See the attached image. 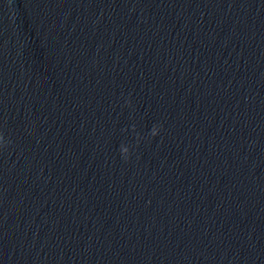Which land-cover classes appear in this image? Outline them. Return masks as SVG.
Returning a JSON list of instances; mask_svg holds the SVG:
<instances>
[{
    "label": "clouds",
    "instance_id": "1",
    "mask_svg": "<svg viewBox=\"0 0 264 264\" xmlns=\"http://www.w3.org/2000/svg\"><path fill=\"white\" fill-rule=\"evenodd\" d=\"M158 132H159V128L157 126H153V128L151 129V135L153 137H155L156 135H158ZM5 143L4 141V138L2 135H0V146H3ZM121 154L123 155L124 159L127 160L128 158V148L127 147H124V146H121Z\"/></svg>",
    "mask_w": 264,
    "mask_h": 264
}]
</instances>
